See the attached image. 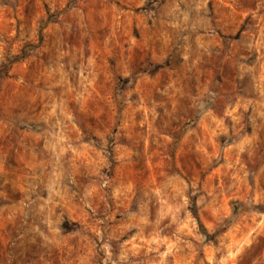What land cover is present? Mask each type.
<instances>
[{
  "label": "rangeland",
  "instance_id": "obj_1",
  "mask_svg": "<svg viewBox=\"0 0 264 264\" xmlns=\"http://www.w3.org/2000/svg\"><path fill=\"white\" fill-rule=\"evenodd\" d=\"M257 245L264 0H0V264Z\"/></svg>",
  "mask_w": 264,
  "mask_h": 264
},
{
  "label": "trees",
  "instance_id": "obj_2",
  "mask_svg": "<svg viewBox=\"0 0 264 264\" xmlns=\"http://www.w3.org/2000/svg\"><path fill=\"white\" fill-rule=\"evenodd\" d=\"M194 216L196 218H198L196 213H194ZM199 225H200L201 233L204 235V237L206 239H209L213 235V233H209L206 230V228L201 223H199ZM258 249H259V246L258 245L257 246H253V248H251L249 250V252L239 261L238 264H252V260L254 259L255 254L258 251Z\"/></svg>",
  "mask_w": 264,
  "mask_h": 264
}]
</instances>
